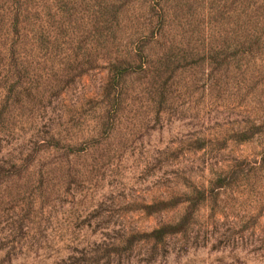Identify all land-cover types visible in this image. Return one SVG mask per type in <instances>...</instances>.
Wrapping results in <instances>:
<instances>
[{"label": "rangeland", "instance_id": "1", "mask_svg": "<svg viewBox=\"0 0 264 264\" xmlns=\"http://www.w3.org/2000/svg\"><path fill=\"white\" fill-rule=\"evenodd\" d=\"M0 264H264V0H0Z\"/></svg>", "mask_w": 264, "mask_h": 264}]
</instances>
